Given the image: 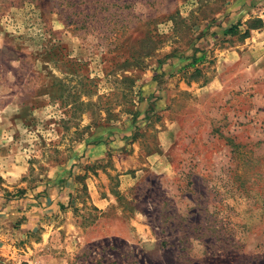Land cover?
<instances>
[{"label":"rangeland","instance_id":"374dc122","mask_svg":"<svg viewBox=\"0 0 264 264\" xmlns=\"http://www.w3.org/2000/svg\"><path fill=\"white\" fill-rule=\"evenodd\" d=\"M35 262L264 264V0H0V264Z\"/></svg>","mask_w":264,"mask_h":264},{"label":"crops","instance_id":"0c3cea01","mask_svg":"<svg viewBox=\"0 0 264 264\" xmlns=\"http://www.w3.org/2000/svg\"><path fill=\"white\" fill-rule=\"evenodd\" d=\"M48 194L50 197V199H48V202L53 206H56L59 202H62L64 191H60L54 188L53 190H49Z\"/></svg>","mask_w":264,"mask_h":264},{"label":"trees","instance_id":"16d2710c","mask_svg":"<svg viewBox=\"0 0 264 264\" xmlns=\"http://www.w3.org/2000/svg\"><path fill=\"white\" fill-rule=\"evenodd\" d=\"M237 30L236 26H232L231 28L227 29L226 31L229 33H234Z\"/></svg>","mask_w":264,"mask_h":264},{"label":"built area","instance_id":"2783aa9c","mask_svg":"<svg viewBox=\"0 0 264 264\" xmlns=\"http://www.w3.org/2000/svg\"><path fill=\"white\" fill-rule=\"evenodd\" d=\"M34 264H39L38 262H35Z\"/></svg>","mask_w":264,"mask_h":264}]
</instances>
